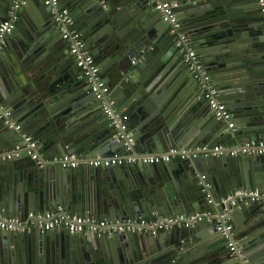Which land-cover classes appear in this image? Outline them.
<instances>
[{"label":"water","instance_id":"water-1","mask_svg":"<svg viewBox=\"0 0 264 264\" xmlns=\"http://www.w3.org/2000/svg\"><path fill=\"white\" fill-rule=\"evenodd\" d=\"M13 1L0 0V22ZM26 1L0 56V102L23 119L40 152L50 154L43 153L42 166L25 153L19 160H0V216L26 218L30 212L61 206L68 214L97 220L170 213H203L204 219L156 234L101 236L72 233L65 226L46 230L40 224L24 233L0 229L8 251L26 244L34 255L26 264H100L98 258L101 264H241L212 234L219 221L227 220L234 224V238L250 248L251 264H264V202L248 197L250 191H264V154L200 152L169 162L138 161L105 169L65 168L59 162L68 152L95 159L113 153L128 156L132 148L153 154L181 146L193 151L195 146L223 140L264 141V20L259 0H170L177 3L183 30L220 98L234 113L231 130L224 119L214 121L204 91L176 48L170 23L155 11L154 0H60V6L70 10L75 28L86 36L110 87L108 99L91 91L62 37L54 6L45 0ZM40 77L46 81L43 86ZM117 88L124 92L123 100L111 107L131 117V148L105 119L104 101L113 100ZM67 97L77 101L73 107L94 109L96 121H86L79 129L73 117L78 111L73 115L69 107L55 111L51 103ZM36 100H42L41 106ZM201 118L214 123L210 135L197 127ZM22 133L0 118V149L25 143ZM186 169L207 171L208 178L193 172L188 187H180L176 178Z\"/></svg>","mask_w":264,"mask_h":264},{"label":"built area","instance_id":"built-area-1","mask_svg":"<svg viewBox=\"0 0 264 264\" xmlns=\"http://www.w3.org/2000/svg\"><path fill=\"white\" fill-rule=\"evenodd\" d=\"M45 3L54 6L55 20L61 29L62 37L69 42L71 53L77 57V65L86 77L91 91L97 98L104 99L109 93L110 87L101 76L100 67L88 49L86 39L75 28L70 10L66 7L60 6V0H45ZM26 4V0H14L13 5L8 10L6 18L0 22V56L5 50L6 36L15 28L19 19V9L22 5ZM259 4L264 20V0H259ZM154 6L160 13L161 17L170 23L171 30L175 33V46L181 53L183 60L188 64L190 72L201 85L209 107L213 110L217 118L224 119L227 122L228 130L233 129L235 125L234 113L220 99L219 90L207 71L199 53L195 49L190 35L183 30L182 23L175 9L177 3L170 0H154ZM103 109L110 119V124L117 128L118 136L126 139L128 148H131L133 137L127 123V116L117 113L105 102ZM0 118H4L6 123L10 126L15 127L18 130L21 129V125L13 119L12 111L1 102ZM23 137L25 143L16 144L12 151L0 150V160H9L14 156L27 152V154L42 166L45 159L40 152L37 140H35L30 134H23ZM200 152L205 156L212 153L220 154L224 152H228L233 156L238 154V152L264 154V141L252 140L245 144H241L240 146H234L232 149H226L219 145H215L214 147L204 146L199 149H194L193 151L186 148H171L168 151L161 153L128 156L115 154L106 157H98L96 159L83 158L77 153L68 152L59 159V162L65 168H76L80 165L106 168L112 165H123L125 163H136L138 161L147 164L168 162L176 156L185 159L190 155L197 156ZM248 197L253 201L264 202V191H250L248 192ZM203 219V213L189 215L183 213L170 217L160 215L156 218L138 217L128 220H117L115 222L110 220H95L84 215L68 214L61 206H59L56 210L30 212L26 218L24 216H0V229L4 231L24 233L31 230V228L37 224H40L46 230L58 226H65L70 232L74 233L88 231L98 235H102L103 233L113 235L134 231H148L156 234L159 231L174 225L189 227ZM42 221L45 222L43 223ZM217 229L223 234H226L229 250L241 260L242 264H249L245 257L243 246L234 238L233 224L227 220H222L217 224Z\"/></svg>","mask_w":264,"mask_h":264},{"label":"crops","instance_id":"crops-1","mask_svg":"<svg viewBox=\"0 0 264 264\" xmlns=\"http://www.w3.org/2000/svg\"><path fill=\"white\" fill-rule=\"evenodd\" d=\"M155 9V8H154ZM155 11H156V9H155ZM178 17H179V15H178ZM179 19H180V17H179ZM80 31V30H79ZM81 32V31H80ZM81 34L84 36V38L86 39V36L81 32ZM89 49V48H88ZM180 53V52H179ZM181 54V53H180ZM202 59V58H201ZM184 61V60H183ZM206 67V66H205ZM207 69V68H206ZM44 78L43 77H40V79L38 80V81H40V83H42V86H43V84H46V81H44L43 80ZM106 79V78H105ZM199 83V82H198ZM118 90L113 94V100H111V101H104L105 103H107V104H109L110 105V107H111V104H113V103H116V104H119V103H121L122 101L121 100H123V95H124V92L121 90V88H117ZM70 95V94H69ZM68 95V96H69ZM108 95V94H107ZM106 95V97H105V99L107 98L108 99V96ZM259 97H261V95L260 96H258L257 97V99H250V103L252 102H256L258 99H259ZM41 101L42 100H36L35 101V105H40L41 106ZM125 101V100H124ZM75 103H77V101L76 100H74V99H69L68 97L67 98H62V99H58L57 101H54V102H52L51 103V105H53V107H55V111H57V112H60V111H62V110H67V107H69L68 108V110H71V113L70 114H72L73 115V113H75V112H79V116H73L74 117V123H77V125H79L80 126V128L79 129H81L82 127H84V123L87 121H90V122H92V123H94L95 121H96V118H94V116H95V110L94 109H92L91 107H87V106H84L83 107V105H81V104H79L77 107H73V105H75ZM194 105V103L192 104V106ZM44 106H46V107H48V104H46V105H44ZM51 107V106H50ZM191 108V107H190ZM104 110V109H103ZM103 110H100V112H101V114L103 115V117H105V113L103 112ZM115 110V109H114ZM117 113H119V114H123V115H126L127 116V123H128V126H129V128L131 129V126H130V122H131V117L129 116V113L128 112H124V111H118V110H115ZM209 111H210V113H212V116H214V121H218L219 120V118H217L216 116H215V114H214V112H213V110L209 107ZM13 119L14 120H16V122L18 123V124H20L21 125V129H23V133H22V135L23 134H28L29 135V132L24 128L25 126H24V121H23V119L21 118V117H19L18 115H14L13 116ZM106 122L107 121H110V119H109V117L107 116L106 118ZM66 120V119H65ZM63 121V120H62ZM65 122H67V121H65ZM96 123H100V121H99V119L97 120V122ZM197 127H200L199 128V130L201 131V132H207V133H209L208 135H210V133H211V130L213 129V127H214V123L213 122H211V123H208V121H206L204 118H201V119H198V122H197ZM70 125H74L73 123L72 124H70ZM56 128H54V129H51V130H55ZM132 130V129H131ZM199 132V131H198ZM48 133H50L49 131H48ZM31 135V134H30ZM32 136V135H31ZM34 139H35V137L34 136H32ZM35 140H37V139H35ZM49 140V139H48ZM224 144H226V145H224ZM215 145H219V146H223L224 148H226V149H232L234 146H240L241 144L240 143H232V142H229V141H227V140H223L222 142L221 141H216L215 143H214V145H211V147H214ZM206 147V146H209V145H203V147ZM183 148H186V149H188V150H190L189 149V147L187 148L186 146H181V148L180 149H183ZM192 148V147H191ZM199 148H202V147H200V146H195L194 147V149H199ZM0 150H6V151H12L13 149H0ZM165 151H167V150H165ZM48 152V155L50 154L49 153V151H47V150H45V153H47ZM23 153H25V154H27V152H23ZM41 153H42V156H43V153H44V150L42 151L41 150ZM44 153V154H45ZM227 153V152H226ZM116 154H118V153H116ZM142 155V154H144V153H141V152H137V151H135L134 150V148H132V151L130 152V154L129 155ZM220 154H222V153H220ZM219 154V155H220ZM225 154V153H224ZM223 154V155H224ZM29 155V154H28ZM111 155H115L114 153L113 154H108V156H111ZM121 155V154H120ZM30 156V155H29ZM107 156V155H106ZM121 156H125V155H121ZM235 156V155H234ZM20 157H21V154L20 155H18V156H14L12 159H9V160H14V159H20ZM31 157V156H30ZM83 158H86V157H83ZM31 159L32 160H34L32 157H31ZM88 159H92V158H90V157H88ZM31 160V161H32ZM17 161V160H16ZM35 161V160H34ZM126 165H133V163H125ZM124 165V164H123ZM86 166H89V165H86ZM101 168H103V167H101ZM103 169H105V167L103 168ZM127 172H128V170H127ZM193 172L194 173H197L198 175H197V177H200L201 178V174H206V178H208V173H207V171H203L202 173L200 172V173H198V171L196 172V171H194L193 170ZM193 172L191 173L189 170H185V171H182L181 172V174H180V176L179 177H177L176 179H177V181H179V183L182 185V186H180V187H185V188H187L188 187V184H187V182L190 184L191 183V180H192V178H191V176L190 175H192L193 174ZM190 186V185H189ZM121 187H119L118 189H117V191H120L121 193H123V191H121ZM176 214H183V213H170V215H169V217L170 216H173V215H176ZM75 215H77V214H75ZM85 216V215H84ZM87 217V216H86ZM168 217V216H167ZM89 218V217H88ZM91 219H95V220H97L96 218H91ZM209 219V218H208ZM102 220H106V219H102ZM110 221H117V220H121V219H109ZM124 220H128V219H124ZM209 221H210V219H209ZM201 222V221H200ZM198 223V222H197ZM232 224H233V222H231ZM200 225H204V223L203 224H200ZM233 226H234V224H233ZM32 228H34V229H36V228H38L37 227V225H36V228H35V226L34 227H32ZM208 230L210 229L209 227L207 228ZM72 233H74V232H72ZM127 233V232H126ZM118 234V233H117ZM212 234H215L216 236H215V240H218V239H222L223 241H224V243H225V247L228 249V246H227V237H226V234H223L222 232H220V231H218V229H216V231H214ZM234 234V233H233ZM105 235H108V234H106V233H103L101 236H105ZM239 241V240H238ZM220 243H218V245H219ZM217 245V246H218ZM13 246V245H12ZM216 246V244L214 245V247ZM243 246V245H242ZM10 247V245H8V246H6L5 245V242L2 240V238H0V264H26L27 263V261L28 260H30L31 258H34V255L33 254H31V253H29V251H28V249H27V245L25 244V246H19V247H17V249H16V251H13L12 252V250H10V251H8V249L7 248H9ZM244 247V246H243ZM249 250H250V248H249ZM249 250H247V249H245V251H246V253H247V255H248V252H249ZM118 254V256H119V253H117ZM120 258V257H119ZM98 261H99V263L101 264L103 261H102V259L101 258H98Z\"/></svg>","mask_w":264,"mask_h":264},{"label":"clouds","instance_id":"clouds-1","mask_svg":"<svg viewBox=\"0 0 264 264\" xmlns=\"http://www.w3.org/2000/svg\"><path fill=\"white\" fill-rule=\"evenodd\" d=\"M74 20V19H73ZM75 26V25H74ZM78 30V29H77ZM79 31V30H78ZM80 32V31H79ZM81 33V32H80ZM88 47V46H87ZM98 64V63H97ZM208 71V70H207ZM210 74V73H209ZM211 76V75H210ZM212 78V77H211ZM213 80V79H212ZM107 83V82H106ZM216 85V84H215ZM110 92V91H109ZM220 95V94H219ZM221 99V98H220ZM222 100V99H221ZM223 101V100H222ZM225 103V102H224ZM226 104V103H225ZM260 141V140H259ZM263 141V140H262ZM225 153V152H224ZM233 156V155H232ZM96 159V158H95ZM172 160V159H171ZM170 160V161H171ZM169 162V161H168ZM137 163V162H136ZM142 163H144V162H142ZM160 163H162V162H160ZM178 226V225H177ZM186 227V226H185ZM244 248V247H243ZM244 250H245V248H244ZM230 251V250H229ZM231 252V251H230ZM232 253V252H231ZM233 254V253H232ZM234 255V254H233ZM235 256V255H234ZM236 257V256H235ZM245 257H246V259L248 260V262H249V264H251V262H250V260L248 259V256H247V253H246V251H245ZM237 258V257H236ZM238 259V258H237ZM241 261V260H240ZM241 264H242V262H241Z\"/></svg>","mask_w":264,"mask_h":264}]
</instances>
